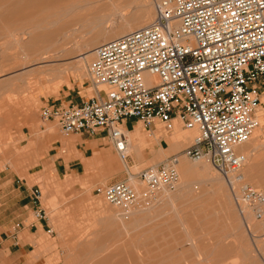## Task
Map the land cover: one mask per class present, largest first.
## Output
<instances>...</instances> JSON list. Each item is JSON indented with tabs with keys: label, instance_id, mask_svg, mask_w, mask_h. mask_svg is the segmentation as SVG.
I'll list each match as a JSON object with an SVG mask.
<instances>
[{
	"label": "rangeland",
	"instance_id": "rangeland-1",
	"mask_svg": "<svg viewBox=\"0 0 264 264\" xmlns=\"http://www.w3.org/2000/svg\"><path fill=\"white\" fill-rule=\"evenodd\" d=\"M157 1L126 0L124 4L130 6L126 19L117 16L115 22L86 27L87 22L80 20L83 15L85 20L93 17L95 12H88L96 4H90V10L71 18L74 22L80 19L77 25L83 26L68 33L72 43L63 51L60 45L54 47L53 57L47 60L33 54V36L21 34L24 29L33 32V16L20 21L22 14L14 13L15 23L18 21L14 28L4 18L8 1L0 2V200H7L4 194L9 189L24 191L39 185L47 213L45 219H37L34 208L23 207L27 201L12 203L8 209L0 207V233L6 230L0 241V264H264L261 224L251 211L240 210L228 183L208 159H202L209 165L205 175L196 173L189 182L180 171V186L168 196L173 203L166 197L123 219L118 208L96 190L129 178L109 139L101 140L103 149H88L84 157L81 149H87L88 136L65 134L56 121H44L40 116L43 105L80 103L94 95L89 74L94 58L91 52L122 22L150 10L154 12L152 22ZM99 3L95 9L102 12L111 6ZM10 28L15 29L14 36L9 35ZM91 40L99 42L93 48L85 47L83 43ZM87 51L91 55L81 59ZM81 64L82 68L78 67ZM261 98L263 124L255 131L254 140L245 143V150L239 149L250 159L244 169L246 179L264 192V88ZM131 130L143 145L144 155L141 160L135 154L131 139L132 173L181 153L197 135L196 130L185 129L180 123L169 132L162 123L148 131L137 121ZM33 134L37 143L29 145ZM96 152L102 158L92 162ZM183 158L189 165L201 161ZM61 163L66 167L60 169ZM29 213L37 226H28ZM19 222L24 226L16 229Z\"/></svg>",
	"mask_w": 264,
	"mask_h": 264
},
{
	"label": "built area",
	"instance_id": "built-area-1",
	"mask_svg": "<svg viewBox=\"0 0 264 264\" xmlns=\"http://www.w3.org/2000/svg\"><path fill=\"white\" fill-rule=\"evenodd\" d=\"M93 52L89 74L95 94L80 103L43 105L40 116L56 121L65 134L109 139L129 178L97 187V193L129 219L179 187L181 154L206 158L240 210L248 209L261 224L264 239V192L246 179L248 157L239 149L260 126L264 0H158L151 23ZM131 118L148 131L162 123L171 132L180 123L197 135L180 154L132 173L125 127ZM42 196L41 187L32 186L39 220L47 217Z\"/></svg>",
	"mask_w": 264,
	"mask_h": 264
},
{
	"label": "bare ground",
	"instance_id": "bare-ground-1",
	"mask_svg": "<svg viewBox=\"0 0 264 264\" xmlns=\"http://www.w3.org/2000/svg\"><path fill=\"white\" fill-rule=\"evenodd\" d=\"M1 1H8V3H9L8 9H6L7 11L4 15L5 16L4 18L6 19L7 23H9L8 25L12 26L13 24L15 25L18 23V21H17V23H15L14 13L20 12L22 14L20 21H23L24 18H26L28 15L33 16L32 18H33L34 23H35L33 25L34 26L33 32H30V31H27L24 29L23 32L21 31V34L23 36L28 35V34H31L33 36V37H31V38H33V42L31 44L33 54L39 53L40 58L44 59V60H47V59H50L51 57H53L52 53H54V47L60 45L59 49H61L62 51L65 49V46L68 45V43H70L68 41V36H69L68 33L75 32V31L79 30L80 28H83V26H86V27L91 26L92 23H95L96 26H98L102 23L115 22V17H117V16L119 18L126 19L125 17L127 15V13L129 12L128 7H130L126 4H124L126 0L125 1L124 0H0V2ZM102 1H103V3H102ZM104 1H106V2H104ZM117 1H118V3H117ZM122 1H124V3H121ZM99 2L102 4L106 3V4H104L105 6L106 5L107 6L111 5V6H109L110 8H108L107 10H106V7L105 8L102 7L105 11V12H102L99 10L100 8L95 9V7H97V3H99ZM90 4H91V6H92V4H94V5L96 4V6L94 7V5H93L94 8L91 9V7H89ZM93 9H94V11H93ZM83 10H90L88 12V14H91L92 12H95L96 14L94 13L93 17L91 19H86V20L84 19L85 15H83L84 16L83 20H80V19L79 20L82 23L87 22V24L83 25V26L81 25L82 27H80V25L79 26L77 25L79 20H78V22H76V21L74 22L71 20V18L74 16H77V15H81V12ZM82 14H84V13H82ZM83 16H81V17H83ZM153 16H154V12L152 10H150L147 14H145L141 17L135 16L129 22H127L125 20L126 22H124V23L122 22L119 25L114 26L115 28H113V30L110 31L106 35V37L108 38L107 41L112 40V39L117 38L123 34L129 33L131 31H134L136 29H139L141 27L148 25L149 23H151ZM117 22H118V20H117ZM16 26L17 25H15L14 28ZM33 26L31 25V27H33ZM14 28H10V30H8V31H10V33H9L10 36L15 35L16 31H14L15 30ZM84 29H85V27H84ZM94 39H96V38H94ZM98 42H99L98 40H91V41H88V42L83 43V44H85V47H92L93 48L98 44ZM55 52L57 53V51H55ZM91 54H94V52L92 51ZM91 54H90V52L87 51V53L82 54L80 58L84 59ZM81 66H83V64H81L80 66L78 65V67L82 68ZM260 126H261V123H260ZM192 130L194 131V129H192ZM254 136H256V135H254ZM252 139H253V136L249 141H252ZM131 144H132V142H130V147H131ZM244 145L245 144H243L239 148H241L242 150H245L246 146H244ZM177 154H180V153H177ZM183 157H186V156L181 154L180 158H182V159H180V162H179V169H180L181 173H183L182 174V175H184L183 178L185 177L184 179H186V181H188V182L191 181V178L193 176H195L196 173H201V174L204 173V175H205L204 170L209 168V165L207 164V162H205L206 160L201 159V161H199L200 162L199 164L189 165L186 162V159ZM248 159H249V157H248ZM247 163H248V160H247ZM179 186H180V184H179ZM183 194H185V193H183ZM168 196H170L169 192L163 193L159 202H161L164 198H166ZM168 200L165 199V201L170 202V204H171V202L173 203L175 201L172 197L169 198ZM66 264H68V263H66Z\"/></svg>",
	"mask_w": 264,
	"mask_h": 264
},
{
	"label": "crops",
	"instance_id": "crops-1",
	"mask_svg": "<svg viewBox=\"0 0 264 264\" xmlns=\"http://www.w3.org/2000/svg\"><path fill=\"white\" fill-rule=\"evenodd\" d=\"M261 116L264 117V111L261 113ZM136 122H137V120L136 119H132V118L125 121V127L127 128L126 129V133H127V135H130V137H131V138H129L130 142H131V139L133 141L134 149H132V150L135 152V154L141 160H143L144 159V155L142 153L143 145L137 139V136H135L134 131L131 130V128L135 127V123ZM261 124H263V123H261ZM178 137H179V134H177L175 136V138H178ZM37 139H38L37 135L33 134V137L31 138V140L29 142V145L31 143L36 144L37 143ZM105 139H108L105 135L104 136L103 135H99V136H95V137H92V138L91 137L85 138V141L87 143V149L86 150H82L81 149V152H82L81 155L86 157L87 150L89 149V150L94 151L95 147H97V148L99 147V150L103 149V147H100L101 144H102L101 140H105ZM176 143L178 145H181L179 141H177ZM101 158H102V154L100 152H96L94 154V156L91 157V159H93L91 161L92 162H96V161H98ZM154 164H157V162L154 163ZM62 166L66 167V163H61L60 169H61ZM8 182H10V181H8ZM7 184L9 185V183H7ZM8 187L10 188V185ZM31 189H32V187H30V186L26 187L24 191H22L21 188H19V189L13 188L11 190L9 189V191L4 194V196H7V200H4V199L0 200V207L8 209L10 207L9 205L12 204V203H14L13 205H16V204L20 205L22 202L27 201V203H25L23 207L31 206V208H33L32 204H31V201H30ZM30 219H31V221L28 224V226H32V227L33 226H37L36 220L31 218V213L28 214V217L26 218V221H29ZM4 231H6V230H2V232L0 233V241H3V233H4ZM13 236H15V233L13 234Z\"/></svg>",
	"mask_w": 264,
	"mask_h": 264
}]
</instances>
